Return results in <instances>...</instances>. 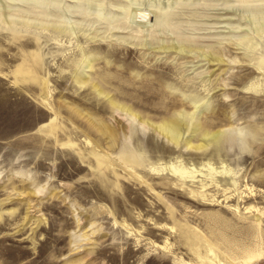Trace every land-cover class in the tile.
Returning a JSON list of instances; mask_svg holds the SVG:
<instances>
[{
	"label": "rangeland",
	"instance_id": "1",
	"mask_svg": "<svg viewBox=\"0 0 264 264\" xmlns=\"http://www.w3.org/2000/svg\"><path fill=\"white\" fill-rule=\"evenodd\" d=\"M262 61L264 0H0V264H264Z\"/></svg>",
	"mask_w": 264,
	"mask_h": 264
},
{
	"label": "bare ground",
	"instance_id": "2",
	"mask_svg": "<svg viewBox=\"0 0 264 264\" xmlns=\"http://www.w3.org/2000/svg\"><path fill=\"white\" fill-rule=\"evenodd\" d=\"M263 63L264 62L262 61V64ZM171 108H173V107H171ZM168 112H170L169 111V108H168V110L166 109V111L163 112V117H162V119H163V121H162L163 125L157 126L156 127L157 129L156 130L159 132V134L164 135L168 139L175 140V141L177 140L178 141L180 139L181 132L184 129L183 126H184L185 122H184L183 119H180V118H178L176 116H173L172 114H170ZM141 123L142 124H147L148 123L150 126H154V124L149 123V122H146V121H144V122L141 121ZM211 129H213V127ZM223 132L224 131H221V129L216 130V131H213L212 134H209V133L206 132L205 133V135H206L205 136L206 137L205 144H199V145H195L194 144L193 145V144H191L192 142L190 143V141H187L186 142L187 143V146H189L191 148H197V149L204 148L207 145H209L211 143H214L222 135ZM117 160L121 164L122 163H125L124 162V158H122V157L117 158ZM152 170L155 171V172H161V171L168 170V173H170L171 175L175 176L179 180H183V181H186V179L188 177H194L190 172L187 171V169H185L183 167H175L173 165H171L170 167H159V168L158 167H152Z\"/></svg>",
	"mask_w": 264,
	"mask_h": 264
}]
</instances>
